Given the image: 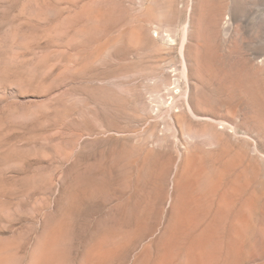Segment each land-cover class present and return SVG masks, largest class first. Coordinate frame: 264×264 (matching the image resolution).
Wrapping results in <instances>:
<instances>
[{
  "label": "rangeland",
  "instance_id": "rangeland-1",
  "mask_svg": "<svg viewBox=\"0 0 264 264\" xmlns=\"http://www.w3.org/2000/svg\"><path fill=\"white\" fill-rule=\"evenodd\" d=\"M0 264H264V0H0Z\"/></svg>",
  "mask_w": 264,
  "mask_h": 264
},
{
  "label": "bare ground",
  "instance_id": "bare-ground-1",
  "mask_svg": "<svg viewBox=\"0 0 264 264\" xmlns=\"http://www.w3.org/2000/svg\"><path fill=\"white\" fill-rule=\"evenodd\" d=\"M175 186H177L178 187V184L176 183V185Z\"/></svg>",
  "mask_w": 264,
  "mask_h": 264
}]
</instances>
